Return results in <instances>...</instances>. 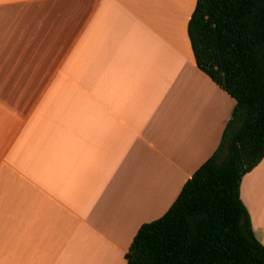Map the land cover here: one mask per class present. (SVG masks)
Returning a JSON list of instances; mask_svg holds the SVG:
<instances>
[{
    "label": "crops",
    "instance_id": "crops-1",
    "mask_svg": "<svg viewBox=\"0 0 264 264\" xmlns=\"http://www.w3.org/2000/svg\"><path fill=\"white\" fill-rule=\"evenodd\" d=\"M196 2L0 0V264L78 254L62 226L89 218L133 238L217 149L235 101L195 63ZM239 195L264 245V157Z\"/></svg>",
    "mask_w": 264,
    "mask_h": 264
},
{
    "label": "trees",
    "instance_id": "trees-1",
    "mask_svg": "<svg viewBox=\"0 0 264 264\" xmlns=\"http://www.w3.org/2000/svg\"><path fill=\"white\" fill-rule=\"evenodd\" d=\"M197 68L235 101L214 153L169 209L142 224L126 264H264L240 199L264 157V0H197L187 27Z\"/></svg>",
    "mask_w": 264,
    "mask_h": 264
},
{
    "label": "rangeland",
    "instance_id": "rangeland-1",
    "mask_svg": "<svg viewBox=\"0 0 264 264\" xmlns=\"http://www.w3.org/2000/svg\"><path fill=\"white\" fill-rule=\"evenodd\" d=\"M112 207L110 206L108 209H111L113 212L115 211V214H118L121 210V204H115ZM109 216L108 214L105 220H100L103 224L99 226L106 230L111 229L109 226L111 224ZM154 218L155 216L153 214L144 216L139 222H136V226L140 227L142 224L148 223V221ZM92 219H88V230L81 233L80 238L77 237L79 235L78 233L73 232L76 224L74 217L73 220L75 222H72V226L69 223L62 226V237L65 235L66 238L62 243L68 248L69 242L72 244L77 241L80 246L78 254L69 255L63 252L62 255L56 254L47 257L41 254L35 256V264H125V254L133 238L130 236L124 238L114 237L103 229H100L101 231H95ZM74 236H76V240Z\"/></svg>",
    "mask_w": 264,
    "mask_h": 264
}]
</instances>
